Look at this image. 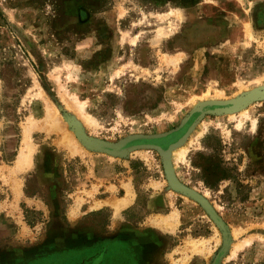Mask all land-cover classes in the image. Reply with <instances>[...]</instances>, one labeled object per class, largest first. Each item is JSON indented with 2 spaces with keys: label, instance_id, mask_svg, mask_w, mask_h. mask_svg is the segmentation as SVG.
Masks as SVG:
<instances>
[{
  "label": "rangeland",
  "instance_id": "rangeland-1",
  "mask_svg": "<svg viewBox=\"0 0 264 264\" xmlns=\"http://www.w3.org/2000/svg\"><path fill=\"white\" fill-rule=\"evenodd\" d=\"M98 258L264 264V0H0V264Z\"/></svg>",
  "mask_w": 264,
  "mask_h": 264
},
{
  "label": "water",
  "instance_id": "water-1",
  "mask_svg": "<svg viewBox=\"0 0 264 264\" xmlns=\"http://www.w3.org/2000/svg\"><path fill=\"white\" fill-rule=\"evenodd\" d=\"M245 101H246V99L245 100H241L239 102H233L229 106L215 107L214 109H211L212 107H204L201 110H199L198 114H200L202 116V114H204L205 112H212V110H214V111H224V110L234 109L235 107L239 106L241 103H243Z\"/></svg>",
  "mask_w": 264,
  "mask_h": 264
},
{
  "label": "flooded vegetation",
  "instance_id": "flooded-vegetation-1",
  "mask_svg": "<svg viewBox=\"0 0 264 264\" xmlns=\"http://www.w3.org/2000/svg\"><path fill=\"white\" fill-rule=\"evenodd\" d=\"M99 260H100V258H98L97 260H91L90 262H87V263H90V264H98V262H99ZM118 264H119V262H118ZM121 264H129V262H122Z\"/></svg>",
  "mask_w": 264,
  "mask_h": 264
}]
</instances>
